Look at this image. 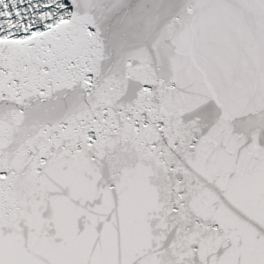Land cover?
I'll list each match as a JSON object with an SVG mask.
<instances>
[{"label":"snow or ice","instance_id":"obj_1","mask_svg":"<svg viewBox=\"0 0 264 264\" xmlns=\"http://www.w3.org/2000/svg\"><path fill=\"white\" fill-rule=\"evenodd\" d=\"M0 264H264V0H0Z\"/></svg>","mask_w":264,"mask_h":264}]
</instances>
